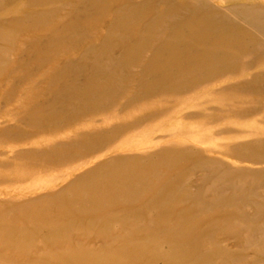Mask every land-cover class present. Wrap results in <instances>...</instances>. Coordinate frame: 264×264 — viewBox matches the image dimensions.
Here are the masks:
<instances>
[{
	"label": "bare ground",
	"instance_id": "obj_1",
	"mask_svg": "<svg viewBox=\"0 0 264 264\" xmlns=\"http://www.w3.org/2000/svg\"><path fill=\"white\" fill-rule=\"evenodd\" d=\"M0 13L13 109L0 183L44 192L0 200V264L46 263L22 248L37 236L95 232L127 262L162 231L193 264H243L250 249L264 263V0H0ZM65 255L52 256L114 262Z\"/></svg>",
	"mask_w": 264,
	"mask_h": 264
},
{
	"label": "rangeland",
	"instance_id": "obj_2",
	"mask_svg": "<svg viewBox=\"0 0 264 264\" xmlns=\"http://www.w3.org/2000/svg\"><path fill=\"white\" fill-rule=\"evenodd\" d=\"M8 12V11H7ZM6 13V12H5ZM9 14H2V16L0 17V27L1 24L4 23V20L2 21V17L4 15L6 18V22L5 23H9L11 20V15L12 13L8 12ZM1 15V13H0ZM106 29V25H101L100 30L101 31H105ZM188 32H190L188 30ZM171 33V30L167 29L164 31L165 35H169ZM252 33L255 35L256 32L252 31ZM151 51L147 50L146 51V55L150 56ZM12 58V56H11ZM135 70H138V68H136ZM253 74V72L251 73ZM231 103V102H230ZM13 109L12 107L5 105V104H1L0 103V115L3 112H11ZM79 124H82L80 121H78ZM10 124V121H8V119L4 120L3 125H8ZM95 126H100V124H94ZM103 126H107V125H103ZM94 127H90L91 129ZM89 128V129H90ZM84 131H86V128L83 127L81 128ZM66 134L69 133H65V132H52V133H47L44 137H37L39 138L42 142L43 145H47L50 142H52V140H62L66 137ZM31 148V146L29 145H20L19 149H29ZM3 152H10L7 148H4L3 146L0 145V153ZM9 154V158L10 159L12 157V154ZM103 160H101L102 162ZM87 171V169H84L82 171V173H85ZM81 173V172H79ZM56 173H52L51 177L55 176ZM199 175H197L196 177H193L192 179L189 178L186 180L187 186L189 187H193L195 186V184L197 182H199ZM4 177V172L0 171V178L3 179ZM44 179H46L47 177H43ZM9 181L7 183H0V200H9L12 198H18L17 200L19 201H27L30 200L31 198H34L36 196L43 194L42 193H37V195H32V194H22V195H15L13 193H9L6 195V192H8V190H10L11 188H13L14 186H16V179L14 177H11L8 179ZM69 183V181H68ZM28 185L27 182L22 183V185L18 184V186H26ZM45 183H40V185H38L39 187L44 186ZM65 185V184H64ZM60 187V186H59ZM6 188V189H5ZM10 192V191H9ZM180 209L185 208L184 206H180ZM158 218V217H157ZM116 226V225H115ZM153 226H156V224H153ZM115 232H118V228L115 227ZM170 233L168 232H160L159 236L157 237V240L155 241V243H157V241L160 242L161 247H158V243L157 245L154 243V245H150L151 247L147 246L144 251L138 253V251H132L130 250V252L128 254H130L132 257H134L131 261H121V257H118L117 255H111V252H107L106 250H103L102 247V242L100 240V237L98 236V234L95 233H85V234H72L71 237H69L68 239H65L64 237H59L58 239L52 241V242H48L47 239L49 238L46 234H43L41 236H37L34 239H30L27 242H24V244L22 245V248L25 249L26 247H30L29 250L27 251V257L29 258H34L39 256V254L41 255L43 252H45L46 254V258L45 260H47L46 263H40V264H88L86 262H84V258L81 259H71V258H65V259H61L59 257V259H55L53 258L52 255H63L66 254L65 256H69V255H76L77 251L79 249H86L88 250L91 254L94 255H104L107 258H114V262L111 264H193L191 263V261H186L183 259L182 255H186L188 254L187 251H189V254L193 251H191V249H180V244L182 242V238L178 237V236H173V235H169ZM156 236V235H155ZM161 236V237H160ZM174 239V240H173ZM111 240H115L114 237ZM168 242V243H167ZM164 243V244H163ZM168 245V246H167ZM165 246V247H164ZM179 248V249H177ZM176 249V250H175ZM183 252V253H182ZM255 251L254 249H250L247 250L245 254H241L242 259H246V260H242L243 264H255L253 262V259L251 258L252 255H254ZM192 255V254H191ZM52 256V257H51ZM54 256V257H55ZM50 257V258H49ZM62 257V256H61ZM136 258V259H135ZM181 258V259H180ZM50 259V260H49ZM135 259V260H134ZM241 264V263H239ZM264 264V263H263Z\"/></svg>",
	"mask_w": 264,
	"mask_h": 264
}]
</instances>
